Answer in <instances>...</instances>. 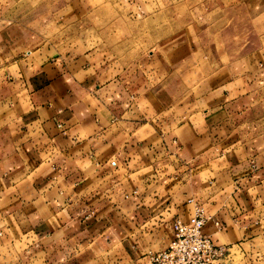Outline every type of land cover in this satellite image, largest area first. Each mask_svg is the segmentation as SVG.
<instances>
[{
    "label": "crops",
    "instance_id": "1",
    "mask_svg": "<svg viewBox=\"0 0 264 264\" xmlns=\"http://www.w3.org/2000/svg\"><path fill=\"white\" fill-rule=\"evenodd\" d=\"M32 25L0 26V264H151L189 198L264 264V49L219 66L164 39L70 66Z\"/></svg>",
    "mask_w": 264,
    "mask_h": 264
},
{
    "label": "rangeland",
    "instance_id": "2",
    "mask_svg": "<svg viewBox=\"0 0 264 264\" xmlns=\"http://www.w3.org/2000/svg\"><path fill=\"white\" fill-rule=\"evenodd\" d=\"M86 1L76 16L77 0H0V26L14 34L35 22V47L70 66L135 60L164 39L198 45L219 66L252 63L264 49V0ZM227 251L224 262L252 264L237 247Z\"/></svg>",
    "mask_w": 264,
    "mask_h": 264
},
{
    "label": "built area",
    "instance_id": "3",
    "mask_svg": "<svg viewBox=\"0 0 264 264\" xmlns=\"http://www.w3.org/2000/svg\"><path fill=\"white\" fill-rule=\"evenodd\" d=\"M187 201L192 206L190 218L186 222L178 218L172 221V237L166 247L148 251L151 264H233L224 262L228 249L214 243L204 231L208 222L219 226L217 219L207 214L199 201Z\"/></svg>",
    "mask_w": 264,
    "mask_h": 264
}]
</instances>
